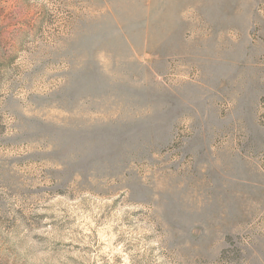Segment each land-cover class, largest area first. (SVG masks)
Wrapping results in <instances>:
<instances>
[{
  "label": "rangeland",
  "instance_id": "1",
  "mask_svg": "<svg viewBox=\"0 0 264 264\" xmlns=\"http://www.w3.org/2000/svg\"><path fill=\"white\" fill-rule=\"evenodd\" d=\"M0 264H264V0H0Z\"/></svg>",
  "mask_w": 264,
  "mask_h": 264
}]
</instances>
